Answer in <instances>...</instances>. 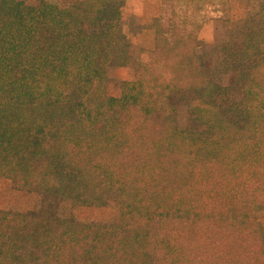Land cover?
Wrapping results in <instances>:
<instances>
[{"label": "trees", "instance_id": "1", "mask_svg": "<svg viewBox=\"0 0 264 264\" xmlns=\"http://www.w3.org/2000/svg\"><path fill=\"white\" fill-rule=\"evenodd\" d=\"M122 2L0 0V176L41 200L37 211L0 210V264H264L253 215L264 207V31L242 58L253 64L241 74L255 71L240 88L243 123L212 119L220 87L199 75L204 95L191 104L204 129L184 132L169 97L194 84L189 24L185 33L160 28L135 80L120 83L119 98L105 93ZM202 10L173 9L167 20L199 19ZM169 31L179 38L161 39ZM228 146L236 157L201 182L209 172L199 165L211 164L204 156ZM109 197L119 209L110 225L56 216L65 200L102 206Z\"/></svg>", "mask_w": 264, "mask_h": 264}, {"label": "rangeland", "instance_id": "2", "mask_svg": "<svg viewBox=\"0 0 264 264\" xmlns=\"http://www.w3.org/2000/svg\"><path fill=\"white\" fill-rule=\"evenodd\" d=\"M22 1L35 6L40 0ZM54 1L56 8L59 4L67 8L71 2V0ZM198 8H205L201 11L202 17L199 19H191L188 22H168L171 18L176 19L171 12L173 9L186 11L187 14ZM99 14L102 15V12ZM254 15L258 18H254ZM177 19H180V16ZM106 20L99 15L97 17V22H108ZM185 24L190 25V36L196 40L193 45L198 60L195 63L196 68L190 75V80L194 82L192 87L186 89L181 87L176 92L172 90L174 92L169 97V103L174 107L172 113L174 126L177 130L184 132H197L204 129L196 121L201 114L200 110H193L191 104L193 98L204 95L197 89L201 84L199 75L207 77L209 81L219 86V89L222 88L221 91L217 88L213 89L218 90V95L212 98L217 103L215 116H211L212 119L219 121V118H225L243 123L244 116L248 114L245 108L248 98L242 99L240 88L244 82L255 80V71L250 74L248 72L241 74L253 64L251 60L246 62L242 58H246L249 53L252 55L261 41L259 30L261 28L262 32L264 31V0H212L195 5H187V1L173 5L168 1L165 3L164 0H123L119 7L111 63L105 70L103 84L105 93L109 97L119 98L120 83L135 80L136 73H140L138 61L141 56L149 55L148 53L153 51L160 28L168 30L175 27L185 33L188 29V25ZM176 32L169 31L173 34L170 37L166 36L167 33L164 34L165 36L161 34V39L166 37L168 41L170 38L177 40L179 36H175ZM180 37L185 38L184 35ZM144 71H150V68H145ZM257 111L256 107L254 112L257 113ZM219 130H214L215 132L212 130V134L216 136L221 132ZM263 134L258 133L259 143L264 141ZM221 151L219 149L215 155L204 156V159L211 160V164L202 162L199 165L202 173L209 172L207 176L201 177V182L211 177L216 169L220 171L236 157L230 146L224 152ZM109 198L102 206L74 205L70 200H65L57 205L56 216L60 219L72 218L82 224L110 225L117 222L119 209L116 199ZM40 206L41 200L38 193L16 190L7 179L0 176V210L24 213L37 211ZM46 214L55 216L51 210ZM253 215L264 231V207L254 210Z\"/></svg>", "mask_w": 264, "mask_h": 264}]
</instances>
